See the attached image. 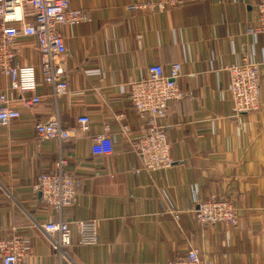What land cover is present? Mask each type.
Returning a JSON list of instances; mask_svg holds the SVG:
<instances>
[{
  "label": "crops",
  "instance_id": "0c3cea01",
  "mask_svg": "<svg viewBox=\"0 0 264 264\" xmlns=\"http://www.w3.org/2000/svg\"><path fill=\"white\" fill-rule=\"evenodd\" d=\"M68 1L85 19L57 27L67 94L54 97L39 85L41 103L27 110L0 73V88L20 113L0 127V240L26 241L18 264H166L191 248L210 264H264V34L248 33L264 0H178L163 7L162 0ZM14 51V63L38 66L33 37H17ZM243 56L258 64L261 99L257 111L236 115L226 68ZM176 63L184 96L168 103L160 121L174 163L136 174L133 144L147 125L127 97L129 83L152 64L167 71ZM83 115L88 132H73ZM55 116L70 137L38 138L35 124ZM102 133L113 139V152L94 156L92 140ZM60 157L75 193L58 213L33 185ZM211 198L235 207V226L195 219L197 203ZM58 220L69 223L72 244L55 251L42 225ZM76 221L96 222L95 243L79 244Z\"/></svg>",
  "mask_w": 264,
  "mask_h": 264
},
{
  "label": "built area",
  "instance_id": "2783aa9c",
  "mask_svg": "<svg viewBox=\"0 0 264 264\" xmlns=\"http://www.w3.org/2000/svg\"><path fill=\"white\" fill-rule=\"evenodd\" d=\"M178 0H162L159 7L176 4ZM136 5L129 7L136 9ZM257 23L248 33L264 34V1L257 3ZM85 19L84 14L69 7L68 0H0V73L7 79V88L18 95V101L27 110H33L41 103V96L35 93L39 85L50 87L54 97L68 92L65 80L63 56L66 49L62 36L57 30L59 25L77 24ZM20 35L33 37L38 52V66H22L14 63V45ZM229 77L228 92L234 114L257 111L260 106V86L258 64L243 56L240 62L226 68ZM180 65H171L167 71L162 66L152 64L146 68L145 75L138 81L129 83L127 97L133 109L141 118L146 119V129L136 137L133 148L139 158L140 171L155 172L170 168L174 161L170 154V144L166 126L160 121L165 118L170 101L181 99L184 93L177 86ZM19 111L13 106L6 92L0 88V127L17 121ZM89 117L77 118L73 132L86 134L89 130ZM40 139L67 140L69 131L61 126L58 116L34 127ZM106 130V129H105ZM91 154L106 157L113 152V139L108 133L93 138ZM67 161L60 157L51 173L36 177L33 191L58 213L73 202L75 181L65 172ZM195 219L201 224L221 223L235 226L237 214L235 207L228 201L211 198L197 203ZM173 218H179L175 212ZM79 237V244H93L97 241L95 221H76L73 223ZM52 248L60 251L72 244L69 223L58 220L42 225ZM90 234L88 235V233ZM27 250L26 241L19 237L0 240L2 264H18ZM166 264H210L202 259L196 249H189L179 258Z\"/></svg>",
  "mask_w": 264,
  "mask_h": 264
}]
</instances>
